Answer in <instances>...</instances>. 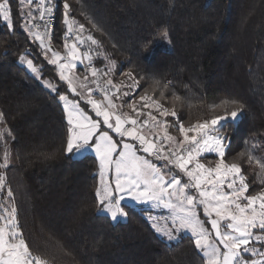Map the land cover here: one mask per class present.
Listing matches in <instances>:
<instances>
[{"label": "trees", "instance_id": "16d2710c", "mask_svg": "<svg viewBox=\"0 0 264 264\" xmlns=\"http://www.w3.org/2000/svg\"><path fill=\"white\" fill-rule=\"evenodd\" d=\"M52 1L57 22L51 48L59 51L68 35L64 0ZM11 3L13 29L0 19V154L4 146L11 151L10 165L0 163V174L6 177L1 196L17 208L30 248L54 258L55 264H202L193 238L186 236L169 245L139 211L126 207L124 222H113L98 211L97 160L93 156L74 159L64 151L68 124L59 95L78 96L58 78L56 67L44 60L40 45L24 30L18 0ZM67 3L71 18L103 45L97 49L101 55L91 61L99 71L106 73L109 60H115L116 79L128 78L122 73L130 70L140 80L135 93L150 88L155 80L172 81L166 94L174 90L193 104L190 110L179 111L182 121L189 116L209 118L208 105L213 102L240 101L244 110L238 122L223 131L228 141L225 160L245 149L264 157V0ZM165 31L171 50L158 49L147 59ZM21 55L41 67L55 93L19 65ZM208 158L216 160L213 155ZM243 167L247 173L249 166ZM248 181L250 192L260 189L251 174ZM9 188L12 197L7 195Z\"/></svg>", "mask_w": 264, "mask_h": 264}, {"label": "snow or ice", "instance_id": "6c2138e0", "mask_svg": "<svg viewBox=\"0 0 264 264\" xmlns=\"http://www.w3.org/2000/svg\"><path fill=\"white\" fill-rule=\"evenodd\" d=\"M33 2L36 3L39 19L44 21L45 15L49 18L45 21V33L42 35L40 32H32L26 21L23 27L43 45L47 25L53 19L55 4H46V0H18L21 8H30ZM62 6L63 24L67 32L73 34L75 30L76 40L84 44L85 40L79 35L85 31L84 25L77 24L71 18V6L67 0H64ZM26 15L36 19L31 10ZM0 19L5 22L7 29H13L11 0L0 2ZM89 23L93 22L89 20ZM93 27L103 33L95 23ZM162 38L168 39L166 31L162 33ZM86 40L97 49L103 47L90 34ZM63 47L67 50V55L61 56L59 52L53 51L49 63L58 66L59 78L67 83L68 90L91 105L96 117H102L103 125L121 138L117 141L108 131L102 130L101 121L88 115L78 102L69 100L67 95H59L68 124L64 151L71 155L94 151L98 157V211L106 213L112 221H117L128 216L126 205L122 206V202L130 200L137 204L151 203L157 207L162 205L172 214V226H159L154 222L156 232L168 241L179 239L180 233H190L195 249L201 254L202 264H264V157L256 155L254 150L245 149L230 161L225 160L228 141L223 131L238 122L240 113L244 110L240 101L225 98L213 102L208 105L211 113L209 118L192 120L189 116L188 120L182 121L179 111L185 108L190 110L193 104L188 97L181 96L174 90L170 95L166 94L172 81L155 80L150 88L140 93H121V87L125 86L123 81L116 84L108 79L105 83L109 88L102 87L96 81L101 97L93 98L92 91L80 77L71 75L72 69L77 66L74 61L83 64L84 59H87L89 64L85 66V71H90L93 77L98 76L99 70L91 66V46L83 53L76 43L69 44L65 41ZM48 50L51 51V48ZM104 59L107 60L108 57L105 56ZM19 60L39 75L32 60L23 55ZM61 60L67 62L60 63ZM109 65L108 72L104 75L114 72L116 61L109 60ZM122 74L133 82L128 87H139L140 80L132 71ZM87 79L84 76V80ZM47 87L56 91L55 86L50 83ZM130 95V101L116 102ZM125 108L131 112L124 111ZM217 110H220L219 114H216ZM142 116L146 118L141 120ZM2 121L3 115L0 114V122ZM169 129H175L179 137L173 135ZM125 137L138 142V147L124 142ZM138 151L152 156L155 160L164 161L165 166L171 167L165 172L152 160L138 155ZM204 153L215 154L214 166H206L200 161L199 158ZM8 162L6 151L3 166L7 167ZM243 164L249 166L247 173ZM113 168L114 184L108 179ZM172 168L178 169V173H182L187 180L182 183L178 173H173ZM250 174L253 176V183L261 186L258 191H249ZM166 176L171 178L166 179ZM5 180L6 177L0 174V191L5 188ZM7 195L13 196L10 188ZM201 207L207 220L200 218L198 209ZM4 212L5 214H0V264H55L54 258L34 252L30 248L20 228L15 205L5 208ZM206 224H210L211 229Z\"/></svg>", "mask_w": 264, "mask_h": 264}, {"label": "rangeland", "instance_id": "374dc122", "mask_svg": "<svg viewBox=\"0 0 264 264\" xmlns=\"http://www.w3.org/2000/svg\"><path fill=\"white\" fill-rule=\"evenodd\" d=\"M0 2H2V0H0ZM48 3H54V2H53L52 0H46V4H48ZM30 10H31V12L33 13V15L36 17V19H31L29 16L26 15ZM20 11H21V15H22V18H23L24 23H25V21H26L27 24H28V28L31 29L32 32H40V31L37 29V24H38V20H39V13H38V9H37V7H36V3L33 2L30 8H29L28 6H24L23 8L20 7ZM3 22H4V21H3ZM4 23H5V22H4ZM24 23H23V25H24ZM23 28H24V27H23ZM24 30L29 34V31H28V30H26L25 28H24ZM40 33H41L42 35H44L45 32H44V33L40 32ZM68 34H69V33H68ZM89 34H90L89 31H87L86 29H85V31H84L83 33H79V35L81 36V38L85 40V43H84V44H80V43L76 40V31L74 30V33H73V34H70V35H74V36H75L74 40H73V39L70 40V39H68V37H67V40H66V41H67L69 44H71V43H75V42L77 41V47L80 49V52L83 53V52H85V51L88 50L89 46H91V48H92L91 42L86 40V37H87ZM52 35H53V34L47 32V35L45 36V39H44V44L42 45L41 42H40L39 40H35L34 37L31 36V35L29 34V36L31 37V39H32L33 41L37 42V43L40 45V47L42 48V50H43L42 57H43L44 60H45L46 62H48V63H49V59L52 58V52H53V51H55V52H59L61 56H66V55H67V50H66L65 48H63L62 50H59V51L54 50V49L51 48V44H52V40H51V38H52ZM90 35H91V34H90ZM49 47L51 48V51L48 50ZM93 48H94V49H93ZM93 48H92V51H91L92 60H94L97 56H100V55H101V53L98 52V50H97V48H96L95 46H93ZM158 49H161V50H171V44L168 42L167 39H162V40H160L159 42H157V43L154 45V48L146 54V58H147V59H151V58L154 56L156 50H158ZM98 53H99V55H98ZM25 57H26V59H30V60H32V59H31L30 57H28V56H25ZM32 61H33V60H32ZM66 62H67L66 60H61V61H60V63H66ZM33 63H34V61H33ZM74 63H76L77 66H76L75 69H72V71H71V75H75V76L80 77V79H81V80L87 85L88 89L92 91V88L87 84V80H84V76H86V75H85V72H84V71H81V70L79 69V67H80V66H83V64H81L79 61H74ZM86 63H87V64H86ZM88 63H89V61H88L87 59H84V64L88 65ZM49 64H50V65H53V64H51V63H49ZM19 65H20L21 67H23V68L26 70V72H27V73H28V74H29V75H30V76H31V77H32L37 83H39L43 88H45L46 90H48V91L51 92V93H55V92H56V91H52L51 88L47 87V84H49V83L52 84L53 86H55V85L53 84V82H52L49 78H43V75H42L41 67H40V66H38V65H36V64L34 63V66L38 69V73H39V75H37V74L33 73V72L27 67V64H26V63H21V62L19 61ZM53 66L56 67V70H57V76H58V78H59V68H58L57 65H53ZM107 67H108V69H109L110 65L107 66ZM107 72H108V70L106 71V73H107ZM104 73H105V72H103L102 70H100L99 73H98V76H97V77H94V78H95L94 80L102 81L103 84L105 85V87H107V88L110 87L109 85H107V84L105 83V81L108 80V79H112L113 82L116 83V84H120V82L123 81L125 86H122V87H121V93H122V92H125V91H128V92H130V93H135V91H136V87H134V88H132V87H128V86L132 85V83H133L130 79H128V78H126V79H125V78H124V79H122V78H118V79H116V76H115L114 72H113L111 75H104ZM59 79H60V78H59ZM63 82L66 83L65 81H63ZM66 84H67V83H66ZM55 88H56V87H55ZM69 91H70V90H69ZM78 91H82V89H78ZM113 91H114V89H113ZM70 92H71V91H70ZM71 93H72V92H71ZM72 94H73V93H72ZM92 96H93V98H97V99L100 98V97H96V96H94L93 93H92ZM68 97H69V96H68ZM114 99H115V98H114ZM131 99H132V96L130 95V96H128V97H123L121 100H117L116 102H117V103H124V102L130 101ZM69 100H74V101L78 102V104L80 105V107H81L82 109H84V111H85L88 115L92 116V118L95 119V120H100V121H101V128H102V130H106V131H108L109 134H110L115 140L119 141V140L121 139V138H120L115 132H113L111 129H108L105 125H103V123H102V117H96L95 112H94V111L92 110V108H91V105H88V104L85 102V100H84L83 98H81L80 96H78V99H77V98H70V97H69ZM61 103H62V105H63V101H61ZM124 111L131 112V110L128 109V108H125ZM145 111H148V110L145 109ZM65 114H66V113H65ZM132 115H134V113H133ZM145 118H146V117H143V116L140 117L141 120H143V119H145ZM66 119H67V115H66ZM126 126H127V127H131V125H126ZM174 130H175V129H174ZM169 131H170L173 135H177V136L179 137V133H178V132H175V131L172 132L170 129H169ZM124 142L131 143V144L136 145V146L138 147V142L133 141V140H131V139L128 138V137H125V138H124ZM6 151H7L8 156H9L8 166L10 165L11 151H10V148H9V147L4 146V147H3V150H2V152H1V154H0V163L2 164V166L4 165V156H5V152H6ZM137 154H138V155H141V156H144V157H146V158L149 159V160H152L155 164H157L158 166L162 167V168L164 169L165 172H168L169 167H171V166H165L166 162H164V161H160V160H155L152 156H149L148 154L143 153L142 151H138ZM210 155L215 156L214 153H204L203 155L200 156L199 159H200V161H201L202 163H205L206 166H214V165H215V162H216L215 159H214V160H212V158H208V159H206V157H208V156H210ZM72 156H73L74 159H81V158H83V157H85V156H93V157L97 160V162H98V167H99L98 157L96 156V154H95L94 151H87V152H84V153H82V154H80V155H72ZM215 157H216V156H215ZM190 167H191V165H190ZM172 172H173V173H178V169L172 168ZM97 177H98V187H99V186H100L99 168H98V171H97ZM178 177L181 178V182H182V183H183L185 180H187V177H184L182 173H178ZM170 178H171L170 176H166V179H170ZM108 179H109L110 181H112L113 184H114V179H115V176H114V168H113V172L109 174ZM190 191H194V190H190ZM1 194H2V191H0V214H5L4 209H5V208H8L10 205H12V203L10 202L9 199H8V202H7V200H5V197H4V196H1ZM2 195H3V194H2ZM123 205H126V206H125V211H127V212H128V210H127L126 207H129V208H132V209H134V210H136V211L141 212V213L143 214V216L146 218V220L149 222V224L151 225V227L153 228V230H154L155 232H156V230H155V228L153 227V223H154V222L157 223L159 226H164V225H166V224H167L169 227L172 226V225H171V216H172V214H171V212H170L168 209L164 208L162 205L157 207V206H154V205L151 204V203H150V204H137V203H135V202H133V201H130V200H129V201H126V202H122V206H123ZM198 211L200 212V218H201L202 220H207V218L204 217V215H203L202 207H201L200 209H198ZM100 213H101V214H105V215H107L106 213L101 212V211H100ZM107 216H108V215H107ZM109 217H110V216H109ZM127 219H128V216H127V218H125V219H118L117 221H113V222H124V221H126ZM206 226H207L209 229H211L210 224H206ZM156 234L158 235V237H159L160 239H162L163 241H165V242H166L167 244H169V245H173V244L178 243L183 237H186V236L191 237V234H190V233L184 232V233H180V234H178V235H179V239L174 240V241H168L166 237L160 235V234L157 233V232H156ZM257 246L259 247V245H257Z\"/></svg>", "mask_w": 264, "mask_h": 264}, {"label": "built area", "instance_id": "2783aa9c", "mask_svg": "<svg viewBox=\"0 0 264 264\" xmlns=\"http://www.w3.org/2000/svg\"><path fill=\"white\" fill-rule=\"evenodd\" d=\"M53 4H54V3H53ZM48 20H49V18H48L47 15H45V20H44V21H41L40 19L38 20L37 29H38L40 32H42V33L45 32V21H48ZM56 22H57V8H56V6H55V8H54V13H53V19H52L51 22L48 23V25H47V32H48V33H51V34H52V31H53V29H54L55 26H56ZM67 37H68V39H70V40H71V39L74 40V38H75L74 35H70V34H68ZM75 43L77 44V41H76ZM86 64H87V63H86ZM86 64L83 63V66H81V68H82V71L85 72V75L88 77V79H87V84L92 88V93L94 94V96H96V97H101V93H100V90L97 88L96 81H98L99 84H100L102 87H104V88H107V87H105V85L103 84L102 81L94 80L95 78L91 75V72H90V71H85V66H86ZM88 64H89V63H88ZM91 66L97 68L96 65H95L93 62H91Z\"/></svg>", "mask_w": 264, "mask_h": 264}]
</instances>
